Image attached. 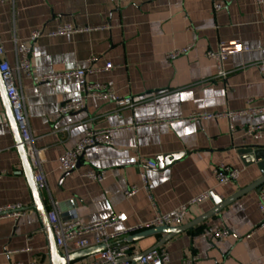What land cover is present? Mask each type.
Segmentation results:
<instances>
[{"label": "crops", "instance_id": "0c3cea01", "mask_svg": "<svg viewBox=\"0 0 264 264\" xmlns=\"http://www.w3.org/2000/svg\"><path fill=\"white\" fill-rule=\"evenodd\" d=\"M223 1L225 6L217 13L213 0L0 2V35L6 57L25 98L35 146L44 152L46 206L51 211L56 204L65 219L76 210L83 224L114 216L122 222L88 235L90 247L96 246L98 236L149 223L157 212H173L209 192L211 199L190 207L183 225L190 224L262 177L258 163L242 150L264 148V134L254 139L245 133L249 125L264 128V113L249 112L264 108V5L258 12L254 0ZM68 25L76 32L50 36ZM34 31H41L42 36L32 44V78H27L16 69L15 49L28 43ZM233 40H240L250 50L230 56L224 63L229 75L219 78L216 61L206 54ZM186 47H191L186 55L174 61L167 58L168 53ZM91 58L98 60L91 65ZM107 63L113 64L111 71L102 70ZM89 67L101 71L89 74L88 82L107 84L118 97L131 98V104L119 107L113 101L87 99L82 109L61 115L60 105L82 97L77 82L49 84L41 82V76ZM225 110L247 113L236 116L232 123L211 119L133 128L138 122ZM86 130H114V145L89 148L75 171L62 170L61 156L77 146ZM144 160L158 164L156 170L143 168L148 192L140 177ZM221 165L238 169L239 179L219 185L214 170ZM91 170H105L106 180L98 183L83 176ZM0 172V207H25V215L18 221L0 217V264H50L48 237L34 207L1 98ZM132 186L139 192L128 198L125 191ZM259 193H247L166 241L161 247L170 256L166 264H184L196 256L200 259L195 264H264ZM218 229L227 230L228 236L214 238ZM164 236L130 242L129 258L151 250ZM95 261L96 254L70 264Z\"/></svg>", "mask_w": 264, "mask_h": 264}, {"label": "built area", "instance_id": "2783aa9c", "mask_svg": "<svg viewBox=\"0 0 264 264\" xmlns=\"http://www.w3.org/2000/svg\"><path fill=\"white\" fill-rule=\"evenodd\" d=\"M9 0H0V2H5ZM15 1V0H11ZM257 11L260 12V8L264 5V0H254ZM225 6L223 0H213L214 12L221 11ZM76 32V29L71 26H64L59 28L56 32L51 33L50 36L67 35ZM42 36L41 31H34L30 34L29 42L21 45H16L15 56L17 59L16 69L19 72L26 74L27 78H32V64H31V54H32V44ZM191 47H186L182 49L174 50L168 53L167 58L169 60H176L180 56L186 55L190 51ZM250 47L243 44L240 40H233L230 42H223L219 44L218 49L215 51H208L207 57L213 59L217 63L218 77L226 79L229 72L225 70V61L233 55L248 52ZM98 59L91 58L89 63L92 65ZM113 69L112 63H107L104 71H111ZM101 71L100 69H94L89 67L86 69H72L60 72H53L41 76V82L54 84L63 80H75L79 86L81 92V99L76 102L65 103L59 106V113L61 115H68L74 113L84 107V102L87 99H96L99 101H113L119 107H124L131 104V98H120L117 96L116 92L109 87L107 84L88 82L87 76ZM14 68L6 57V50L3 40L0 35V74L2 80L5 84L6 92L12 105L15 120L18 124L20 133L23 138V142L26 146L27 153L35 172L36 182L41 191L47 188L46 177L42 169V164L44 162V152L35 146V138L32 135L29 118L25 106V98L21 90L18 87ZM251 113H264V108H258L250 110ZM246 111H229L225 110L223 112L217 113H198L190 116L189 118L176 117L169 119H160L146 122H138L133 128H141L144 126H151L156 124H172L174 121H203L211 119H227L232 123L233 119L238 115L246 114ZM121 117V115H118ZM231 128L234 129L233 124ZM114 130H86L83 132L81 141L77 146L69 151H67L63 156H61L60 168L67 172L75 171L81 160L89 148L104 145L113 146L114 140L112 138V133ZM247 136L260 139L264 134L263 126L249 125L245 129ZM156 170L158 169V164L154 161L144 160L140 166V177L143 183V189L147 192L149 191V182L146 170L143 168ZM214 175L218 181L219 185H228L234 183L239 179L240 171L238 169L232 168L230 166L221 165L214 170ZM1 176V172H0ZM84 177L101 183L107 178V172L105 170H91L86 172ZM139 192V188L132 186L125 191L126 197L130 198L135 196ZM211 199V194L209 192L200 194L199 196L193 198L188 203L183 204L176 208L173 212L168 213H156L155 218L149 222L136 227L123 229L121 231L106 234L104 236H98L95 238L96 246H104L105 248L96 253L95 264H131L126 261L132 252V245L127 240L128 237L141 233L143 231L158 228V227H178L182 226L189 215L190 207L198 205L202 202ZM258 208L262 214L263 220L260 224V228H264V187L259 193ZM25 215V207L22 204H11L0 207V217H10L18 221ZM69 219H65L61 216L57 209L56 204H54L53 210L49 211L48 218L50 225L52 227L55 241L62 255H69L76 251L85 250L90 247V242L87 238L88 235L96 233L98 231L106 230L113 226L121 225V220L114 216L111 219L97 222L94 224H83L79 218L76 210H72ZM228 231L224 229H218L213 232V236L216 239H224L228 236ZM200 257L196 256L192 259H188L184 264H195ZM170 261V256L168 252L163 248H157L144 253L137 264H166ZM14 264H22L16 262ZM35 264V263H31Z\"/></svg>", "mask_w": 264, "mask_h": 264}, {"label": "water", "instance_id": "95a60500", "mask_svg": "<svg viewBox=\"0 0 264 264\" xmlns=\"http://www.w3.org/2000/svg\"><path fill=\"white\" fill-rule=\"evenodd\" d=\"M0 98H1V101L3 104L5 115L8 118V121L10 123L11 129H12L13 134H14L15 145H16V148L19 152L24 172L26 174V177L29 181V184H30V187H31V190L33 193L34 203H35L34 207L37 209V211L39 212V214L41 216L42 223L44 226V230H45L46 235L48 237L49 249H50V264H70L76 260L86 258L88 256L94 255V254L102 251L105 248L104 246H95V247H90V248H87L85 250H81L79 252H75V253H72L69 255H62L61 254V251L56 244L55 236H54L52 227H51L50 222H49V218H48L49 209L46 206L43 191H41L39 189V186L36 182L35 172L32 168V165H31L28 153H27L26 146L23 142V138H22V135L20 133L18 124L15 120L12 105H11V102H10L9 97L7 95L5 84L2 80L1 74H0ZM254 149H255L254 147L246 148V149L242 150V154L248 155V157L250 159L253 158L254 161L258 163V167L262 173L261 178H259L254 183L247 186L246 188L241 189L240 191L235 193L233 196H231L227 200L220 202L219 204L216 205V207L213 210H211L210 212L206 213L205 215L197 218L196 220H194L190 224L178 226V227L177 226L176 227H158V228L149 229V230L143 231L141 233H138V234H135V235L129 237L128 241L133 242V241H138V240H141L143 238H146V237H149L152 235L165 234L164 238L162 239V242L157 244L151 250L161 248L165 244V242L168 241L169 239H171L172 237H174V236H176L182 232H185V231L193 228L197 224L205 221L206 219L216 215L222 209H224L225 207H227L228 205L233 203L238 198L246 195L247 193H249L253 190L260 192L262 190V188L264 187V148H257L255 150ZM165 161H166V163H168L167 159H165ZM144 253L138 255L136 258H128L126 261H129L131 264H134L135 259L140 260L141 257L144 255Z\"/></svg>", "mask_w": 264, "mask_h": 264}]
</instances>
